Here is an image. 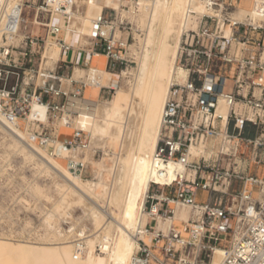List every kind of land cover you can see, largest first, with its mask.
Here are the masks:
<instances>
[{
  "label": "built area",
  "instance_id": "2783aa9c",
  "mask_svg": "<svg viewBox=\"0 0 264 264\" xmlns=\"http://www.w3.org/2000/svg\"><path fill=\"white\" fill-rule=\"evenodd\" d=\"M121 1L123 9H130L136 0ZM233 1L211 0L222 17H198L197 29L183 36L179 64L188 78L172 87L164 107L154 164L162 176L167 171L160 164L173 162L184 171H176L171 184L151 182L144 213L152 237L140 241L131 264H215L218 252V264H264V27L234 21ZM69 6L76 7L68 0H0L1 110L10 120L28 121L35 101L47 105L48 123L35 120L30 127L43 148L52 149L58 141L49 131L50 121L66 118L70 126L79 116L70 110V96L81 97L88 88V82L58 72L70 64L73 52L60 36L71 20ZM28 10L37 13L35 24L40 17L45 20L44 37L23 34ZM258 10L264 15V0ZM116 19V12L99 16L91 37V56L105 55L112 70L125 61L127 47L128 28L123 22L115 25ZM104 27L112 28L110 35ZM227 28L231 37L225 35ZM48 43L63 48V59L53 68L43 66ZM220 97L230 107L224 136L223 118L217 116ZM201 144H211L212 154L190 159L191 146ZM68 145L84 152L90 136L74 129ZM68 166L81 175L87 169L71 158ZM178 207L190 208L192 219L160 228L159 218L168 221Z\"/></svg>",
  "mask_w": 264,
  "mask_h": 264
},
{
  "label": "bare ground",
  "instance_id": "6f19581e",
  "mask_svg": "<svg viewBox=\"0 0 264 264\" xmlns=\"http://www.w3.org/2000/svg\"><path fill=\"white\" fill-rule=\"evenodd\" d=\"M68 1L76 5L69 6L70 22H75L74 28L87 45H92L88 38L97 30L94 21L83 16L87 3L104 5L115 11L117 17L129 14L122 8L121 0ZM259 1L243 0L240 5L242 9L238 14L235 13L237 15L233 17L234 21L264 27L257 23L264 22V15L258 10ZM132 4L135 13L142 16L145 37L141 40L140 53H135L138 64L131 91L118 87L115 82L118 89L114 97L105 103L91 100L84 102L79 97L70 96V110L78 112L79 116L70 126L66 125V118L61 122L66 128L84 130L90 134V147L84 151L85 154L92 153L97 148H103L106 154L108 148L116 149L106 157L109 158L110 165L105 158L100 163L93 162L98 167L93 180H85L79 172H72L69 166L64 167L56 159L57 156L69 157L86 165L91 158L86 156L81 159L79 154L83 151L74 147L69 149L68 143L59 140L54 143L53 154H49L47 148L37 144L27 128L24 129L26 131L22 130L21 120H10L0 106V128L21 144L24 151L29 150L32 160L40 157L45 161L46 168L63 180L64 184L59 186L61 198L55 205L58 215L73 219L72 211L75 207H81L84 216L80 220L86 219L94 227L91 229L93 233L89 235L86 233L88 222L87 227L81 225L79 229L82 228L80 232L83 237L79 240H72L61 232H56L54 241L43 244L0 238V264H131L140 241L152 237L146 228L149 218L144 213L151 182L162 186L171 184L176 171H184L182 166L173 162L168 165L160 164L161 169L167 171V176H162L154 164L164 107L172 87L186 83L188 78V72L179 64L183 36L187 31L197 29L198 17H222V10L216 9L211 0H136ZM59 17L56 16L57 19ZM104 30L107 34L112 29L104 27ZM68 34L73 35L69 31ZM232 34L231 28L225 29L226 37H231ZM50 44L54 43H48ZM54 45L59 46L63 52L61 44ZM60 50L51 48V54L58 56ZM93 56L103 60L105 57L99 53H93ZM102 67L103 64L100 68ZM37 104L40 103L35 101L32 105L30 120H45L44 111L48 113V107ZM229 114L228 102L220 97L217 116L223 118L222 136L225 134ZM211 146H191L190 159L201 155L209 157L212 154V149H209ZM192 217L190 208L178 207L175 216L168 221L159 218V227L166 229L169 225L189 221ZM220 255L218 252L215 264L219 263Z\"/></svg>",
  "mask_w": 264,
  "mask_h": 264
},
{
  "label": "rangeland",
  "instance_id": "374dc122",
  "mask_svg": "<svg viewBox=\"0 0 264 264\" xmlns=\"http://www.w3.org/2000/svg\"><path fill=\"white\" fill-rule=\"evenodd\" d=\"M242 1L243 0H234L233 4L235 7L230 10V13L234 15L237 12L238 14L242 9L240 6ZM133 4L130 6V9H125L129 14L126 17H117L114 23L115 25H119L120 22H123V27L128 28L123 37V40H127L126 43L128 46L124 53L125 61L123 63L117 62L112 70L110 69L108 58L103 55L105 56L104 60L99 57L96 59V56H94L92 63L88 66L82 63L76 64L77 62L75 61L66 65V67H62V69L59 68L58 72L63 76L88 82L89 85L86 92L83 96L79 97L84 100V102L91 100L97 103H105L114 97L118 87L131 91V87L135 81L134 73L137 70L138 64V58H136L135 53H140V49L142 48L141 40L145 37L144 26L141 23L143 20L142 16L140 13H135L136 10H133ZM106 9L109 8H106L104 5L87 3L84 8L83 16L95 21L99 16L104 15L105 12L111 17L115 15L113 10L109 9L106 11ZM237 14L233 17L235 18ZM24 17L23 34L45 36L46 22L42 17L38 20L40 23L39 25L35 24L37 13L34 10L26 11ZM71 23L72 22L68 24L69 26H63V28L67 30L63 29L60 36L62 39H68V43L72 46V54H76L80 52V50H84V47L82 49L80 48L81 46L90 47L92 45L84 43L80 37V33L74 28L75 22L73 24ZM257 23L264 25V22ZM68 31L73 33V35L68 34ZM103 31L105 32L106 30L103 28ZM110 34L111 32L106 35ZM92 36L93 35L88 38L91 43ZM54 44L47 46L44 55L45 60L43 66L45 65L48 68L55 67L57 62L63 59L62 55L60 58V55L56 56L55 54H51V48L60 50V47H56ZM57 52L59 53V51ZM100 64H103L104 69L103 67L100 68ZM98 65L100 67H98ZM60 66L64 65L60 63ZM98 69H103V71H99ZM115 82L119 85L118 87ZM96 86L102 88H97ZM64 87H66L69 92L74 90V88L67 87V85H64ZM37 105H41V103ZM90 105H93V103ZM44 113L46 115L45 120H30L29 117L28 121H21L22 130L27 128V132L33 135L30 131V127H32L31 124H33L35 120H39L45 124L48 123L49 115L46 110ZM61 122L62 121L54 122L51 120L48 125L49 131L52 130V132L55 133L58 141H64L69 144L73 140L74 129L64 127L61 125ZM23 149L21 144L16 142V140L0 128V238L8 241H28L43 244L51 240L54 241L56 232H61L72 238V240H79L83 237L80 232L82 228L79 229V227L81 225L86 226L87 224L86 233L91 235L93 233L91 229H94V227L88 220H80V218L84 216L81 207H75V210L72 211L73 219L67 217L61 218L58 215L55 211V205L61 198L59 186L64 184L63 180L46 168V163L43 159L36 157L32 160L31 152L29 150L24 151ZM69 149L72 148L69 147ZM114 150L116 151L115 148H108L106 154L103 148H97L92 153L88 152L89 154H85V152H82L79 154L81 159H84L86 156L91 158V161L87 162V169L83 173V178L85 180H93L95 178L93 175L96 176L95 169L97 170L98 167L95 164L93 165V162L100 163L105 158L110 165L108 161L109 158L106 157L115 152ZM47 151L49 154H53L55 148H47ZM56 159L64 167H68L69 157L61 158L57 156ZM263 172L264 168L261 170V174ZM76 220L78 221L77 224ZM176 224L180 226L179 223ZM146 241L149 242V237H147ZM98 253L100 252L98 251Z\"/></svg>",
  "mask_w": 264,
  "mask_h": 264
},
{
  "label": "crops",
  "instance_id": "0c3cea01",
  "mask_svg": "<svg viewBox=\"0 0 264 264\" xmlns=\"http://www.w3.org/2000/svg\"><path fill=\"white\" fill-rule=\"evenodd\" d=\"M66 41L68 42V39L66 38ZM125 43L127 42V40H123ZM93 41H92V46L88 47V46H81L80 48L84 50H80V52H77L76 54H72L69 56V61L70 63L72 62H77L76 64L78 63H82L83 65H86V63H89L91 64L93 59H94V56H91V52L93 50ZM61 55H62V52L60 54V58H61ZM100 55H103V54H100Z\"/></svg>",
  "mask_w": 264,
  "mask_h": 264
}]
</instances>
